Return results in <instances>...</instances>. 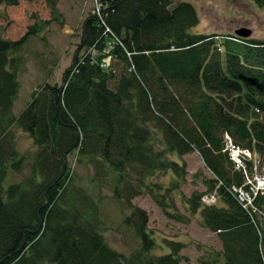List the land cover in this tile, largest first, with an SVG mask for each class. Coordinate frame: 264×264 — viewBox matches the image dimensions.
<instances>
[{
  "label": "trees",
  "instance_id": "16d2710c",
  "mask_svg": "<svg viewBox=\"0 0 264 264\" xmlns=\"http://www.w3.org/2000/svg\"><path fill=\"white\" fill-rule=\"evenodd\" d=\"M252 1L264 7V0ZM96 3L99 12L83 24L84 54L78 50L62 85H40L17 116L21 59L14 55L36 31L31 28L17 42L0 31V264L183 260L184 245L175 241H167V254L153 253L149 217L140 208L125 218L140 250L127 258L112 249L102 233L98 200L67 166L74 151L79 164L94 170L91 181L99 183L104 175L108 183L111 176L114 195L130 207L145 178L158 171L185 175L170 155L198 152L213 178L205 193L188 200V211L200 213L202 226L223 243V251L209 253L203 264H264V196L254 200L255 210L243 208L231 189L243 186L244 176L223 152L229 135L236 145L264 154V41L192 34L199 18L186 2ZM17 5L18 0H0V10ZM113 61L122 65L117 74ZM14 130L28 135L36 151L21 153ZM26 169L22 182L7 186L11 172ZM132 173L137 180H129ZM212 193L221 206L202 203ZM154 198L167 216L177 218L167 210L173 203L163 195Z\"/></svg>",
  "mask_w": 264,
  "mask_h": 264
},
{
  "label": "rangeland",
  "instance_id": "374dc122",
  "mask_svg": "<svg viewBox=\"0 0 264 264\" xmlns=\"http://www.w3.org/2000/svg\"><path fill=\"white\" fill-rule=\"evenodd\" d=\"M171 2L173 6L181 2L194 6L199 24L191 30L192 34L236 36L237 31L249 29L252 32L251 39L264 41V7L252 0ZM96 6V0H18L17 6H1L0 31L4 39L17 42L31 28L36 31L27 38L20 52L14 55L21 59L18 67L21 89L14 103L15 116L26 106L31 93L40 85L45 82L62 85L64 72L78 58V50L81 51L79 47L84 20L95 11ZM121 68L119 61H113L116 74ZM14 131L16 146L21 153L36 151L28 135L19 130ZM159 138L154 143L160 141ZM76 156L77 152L74 151L67 157V166L73 174L76 173L77 183L98 200L102 233L107 244L118 253L129 258L141 248L136 230L125 224V218L132 213L133 208L147 212L148 231L156 243L153 253L157 256L169 252L167 241L184 245L180 252L183 257L180 264H203L209 253L223 251V243L218 234L202 226L201 214L191 215L188 211V200L195 194L205 193L208 189L206 182L213 178L198 152L181 157L170 155V160L185 169V175L181 178L169 171H158L154 176L145 178L142 193L131 200L132 207L126 201L116 198L113 186L110 185L111 176L108 183L104 175H101L99 183L92 182L94 170L91 166L79 164ZM250 159L258 165L259 173L263 174L264 154L250 153ZM29 173L28 169L20 173L11 172L7 186L22 182ZM129 180H137V175L132 173ZM154 195H163L167 203H173L167 210L177 218L167 216L166 211L155 202ZM215 204L221 206L219 201Z\"/></svg>",
  "mask_w": 264,
  "mask_h": 264
},
{
  "label": "built area",
  "instance_id": "2783aa9c",
  "mask_svg": "<svg viewBox=\"0 0 264 264\" xmlns=\"http://www.w3.org/2000/svg\"><path fill=\"white\" fill-rule=\"evenodd\" d=\"M99 12V6H96ZM232 161L234 169L240 171L244 176V185L233 186L231 191L244 209L253 208L257 196H264V173L258 171V165L250 159V150L236 145L229 135L224 136V151ZM203 203L208 206L217 201L216 193L203 197Z\"/></svg>",
  "mask_w": 264,
  "mask_h": 264
},
{
  "label": "water",
  "instance_id": "95a60500",
  "mask_svg": "<svg viewBox=\"0 0 264 264\" xmlns=\"http://www.w3.org/2000/svg\"><path fill=\"white\" fill-rule=\"evenodd\" d=\"M252 36V32L249 29H242L236 32V37L239 38H250Z\"/></svg>",
  "mask_w": 264,
  "mask_h": 264
},
{
  "label": "bare ground",
  "instance_id": "6f19581e",
  "mask_svg": "<svg viewBox=\"0 0 264 264\" xmlns=\"http://www.w3.org/2000/svg\"><path fill=\"white\" fill-rule=\"evenodd\" d=\"M252 209V208H251ZM253 209H254V207H253ZM255 210V209H254Z\"/></svg>",
  "mask_w": 264,
  "mask_h": 264
}]
</instances>
